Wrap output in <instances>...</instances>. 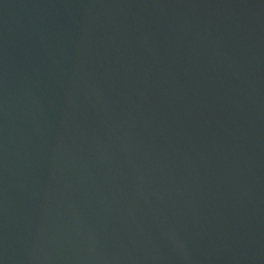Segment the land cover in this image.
Wrapping results in <instances>:
<instances>
[{"label":"water","instance_id":"water-1","mask_svg":"<svg viewBox=\"0 0 264 264\" xmlns=\"http://www.w3.org/2000/svg\"><path fill=\"white\" fill-rule=\"evenodd\" d=\"M0 264H264V0H0Z\"/></svg>","mask_w":264,"mask_h":264}]
</instances>
